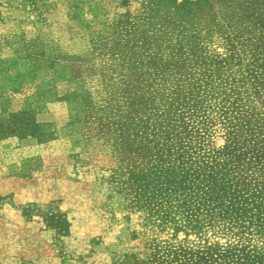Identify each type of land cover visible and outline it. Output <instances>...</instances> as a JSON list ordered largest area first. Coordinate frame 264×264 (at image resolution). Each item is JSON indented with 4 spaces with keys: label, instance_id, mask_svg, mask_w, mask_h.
<instances>
[{
    "label": "rangeland",
    "instance_id": "374dc122",
    "mask_svg": "<svg viewBox=\"0 0 264 264\" xmlns=\"http://www.w3.org/2000/svg\"><path fill=\"white\" fill-rule=\"evenodd\" d=\"M246 124L264 0H0V264H209L232 239L185 228L153 161Z\"/></svg>",
    "mask_w": 264,
    "mask_h": 264
},
{
    "label": "trees",
    "instance_id": "16d2710c",
    "mask_svg": "<svg viewBox=\"0 0 264 264\" xmlns=\"http://www.w3.org/2000/svg\"><path fill=\"white\" fill-rule=\"evenodd\" d=\"M172 145L166 143L168 149L153 161L162 199L177 201L185 228L208 226L233 241L209 245V264H264V129L255 135L248 124L233 128L226 145L201 157L202 165L192 162L191 170ZM172 221L162 217L165 224Z\"/></svg>",
    "mask_w": 264,
    "mask_h": 264
}]
</instances>
